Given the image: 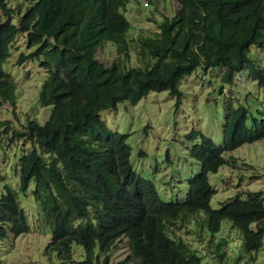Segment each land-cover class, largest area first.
Segmentation results:
<instances>
[{"label": "trees", "instance_id": "trees-1", "mask_svg": "<svg viewBox=\"0 0 264 264\" xmlns=\"http://www.w3.org/2000/svg\"><path fill=\"white\" fill-rule=\"evenodd\" d=\"M173 1L175 8L158 29L130 37L136 27L123 12L128 0H24L29 4L24 12L21 3L10 7L0 0V101L15 100L2 64L23 32L28 51L16 63L40 59L46 77L38 102L50 106L42 123L28 118L23 130L0 129V146L6 137L31 144L19 156L18 187L4 183L0 192L1 237L29 230L18 191L26 194L33 181L31 193L50 225L45 251L57 257L50 264H125L129 257L109 258L122 236L138 257L135 264H201L200 253L178 233L192 215L211 237L224 219L230 221L248 253L264 245L263 190H246L212 207L216 189L208 176L236 160L233 149L264 137L263 116L248 124L246 105L226 101L221 145L201 130L187 132L188 139H198L189 155L199 167L187 179L185 198L175 200L162 199L154 181L133 168L127 133L111 129L101 117V110L123 101L135 104L150 91L167 90L178 106L179 81L198 66L224 67L220 80L227 84L246 70L264 86V67L249 52L252 45L264 47V0ZM103 46L114 47L111 59L97 56ZM132 54L135 64L128 63ZM73 245L81 246L80 258L73 257ZM220 246L214 251L222 260L226 251Z\"/></svg>", "mask_w": 264, "mask_h": 264}, {"label": "rangeland", "instance_id": "rangeland-1", "mask_svg": "<svg viewBox=\"0 0 264 264\" xmlns=\"http://www.w3.org/2000/svg\"><path fill=\"white\" fill-rule=\"evenodd\" d=\"M10 7L22 4V12L29 5L24 0H7ZM173 0H128L123 12L136 30L152 32L158 29V23L175 8ZM0 16L3 13L0 10ZM16 20V17L15 19ZM136 32V33H135ZM107 44L114 45L111 41ZM28 51L25 33L20 32L12 41L10 53L2 67L7 71L15 86V100L0 101V129L6 125L12 129L23 130L28 118L42 123L50 111V106H41L38 91L46 77V71L40 65V59H28L21 64L16 59L21 52ZM250 58L264 67V47H250ZM114 47L103 46L97 50L100 59H111ZM130 64H135L132 54ZM224 67L215 66L207 70L198 66L191 74L179 81L181 103L176 106V96L167 90L150 91L135 104L120 102L116 109L101 110V117L107 125L127 133V142L131 146L130 162L142 176L154 181L164 200L185 198L187 179L197 172L199 163L189 155V148L198 141L188 139L190 130H201L213 141L222 144V126L224 106L229 101L234 106L239 102L248 109L247 123L253 117H264V86L251 79L247 71L238 72L232 84L222 83L220 75ZM260 111L261 115L258 113ZM5 121H8L7 124ZM31 144L26 138L10 140L6 137L0 146V192L4 183L18 187L17 165L22 151ZM143 152V153H142ZM142 153V154H141ZM235 161L224 164L216 172L208 174L209 181L216 189L210 205L218 207L226 199L233 198L246 190H263L264 196V137L251 143H243L231 151ZM30 182L27 193L18 191V200L26 214L29 230L12 235L0 236V264H50L57 259L56 253H46V243L50 240V225L40 212L37 200L33 197ZM185 195V196H184ZM204 215L203 211H199ZM178 233L197 249L201 255V264H264V245L251 253L243 250L240 230L224 219L216 237L197 223L194 216L183 221ZM224 248V258H217L216 244ZM221 249V250H222ZM73 257L83 255L81 246L73 245ZM129 257L125 264H135L134 255L126 236L115 241L109 250L110 261H119Z\"/></svg>", "mask_w": 264, "mask_h": 264}]
</instances>
